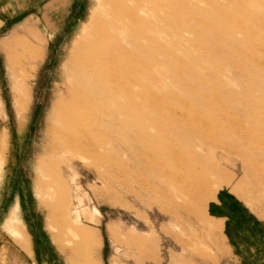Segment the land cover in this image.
<instances>
[{"label": "rangeland", "instance_id": "obj_1", "mask_svg": "<svg viewBox=\"0 0 264 264\" xmlns=\"http://www.w3.org/2000/svg\"><path fill=\"white\" fill-rule=\"evenodd\" d=\"M97 1L0 0V23L2 18H10L0 24V226L3 227L11 207L18 206V218L30 236L34 254L49 257L44 264H86L85 257L88 264L90 259L94 264H240L238 257L228 255L220 241L207 205L218 190L227 189L254 217L264 221V145L257 136L262 131L257 126V116L249 108L259 98L254 93L243 95L245 87L239 81V75L241 79L251 76L243 67L246 58L240 54L253 50L264 38L255 28L264 19V0L128 2L127 6L138 13L133 21L125 15L123 20L127 21L118 32L124 47L137 51L129 43L127 27L134 22L138 40L146 47L152 79L148 80L146 91L157 97L152 113L161 117L172 113L183 123L185 113L186 118H191L188 112L197 110L195 114L210 128H199L189 136L184 123L179 127L165 119L161 127L147 128L153 119L142 117V131L155 138L148 145L157 150L153 159L147 160L145 150L144 156L138 157L136 150L140 143L145 144V139L135 143L139 135L136 128L120 129L119 125L111 129L107 118L114 107L102 110L99 102H94L89 114L99 119L98 134L107 140L103 147L106 151L101 148L82 158L61 153L52 159L47 175L43 172L38 180L34 178L38 159L46 164L50 158L45 152L50 145L49 118L53 102L59 93H64V64L72 45L82 36L83 25L97 9ZM22 10V15H17ZM13 12L17 14L12 15ZM142 32L147 36L141 40ZM255 78L254 82L264 79ZM190 79L196 82L194 87ZM262 83L258 85H262L260 100L264 101ZM134 102L132 105L137 108L132 107V111L139 112L136 115L151 113L142 108L139 99ZM234 105L241 110L236 111ZM117 118L122 121L119 114ZM216 125L221 129H215ZM129 139L133 141L129 143ZM177 145L182 148L175 150L177 163L173 164L171 151ZM111 150L116 151L111 155ZM185 152L190 156L189 165L182 161ZM113 157L127 162L129 171L124 175L117 170L112 172ZM156 164L163 166L162 170L156 171ZM165 171H181L184 182L171 181ZM111 172L119 181H113ZM58 185L63 190L59 191ZM0 239L9 242L13 255L27 257L3 229ZM247 264L256 263L252 260Z\"/></svg>", "mask_w": 264, "mask_h": 264}, {"label": "bare ground", "instance_id": "obj_2", "mask_svg": "<svg viewBox=\"0 0 264 264\" xmlns=\"http://www.w3.org/2000/svg\"><path fill=\"white\" fill-rule=\"evenodd\" d=\"M137 1L138 0H98L97 1V9L94 10L91 13V15L89 17V20L87 19L88 22L83 25V27H82V36L76 42H74V44L72 45V48H71L70 52L68 53L67 59H66L65 64H64V77H63V79L61 81V89L64 90V93L63 94L62 93L58 94L56 101L53 102L52 107H51L50 118H49V128H48V136L50 137V140H49L50 141V145L45 150V152L47 153L48 157H50V158H49L48 163H46V164L44 163V160L38 159V161H37V170H38L37 172L38 173H37V176H35L34 178L37 177L38 180H39L40 176L43 174V172L46 174L47 169L49 168V166H51L52 159H54L55 157H58L61 153H71L72 157H70V158L77 157V156L82 158V157H85L86 155H94L97 151H100L99 149L103 148L107 144L106 138H104L103 136L100 137L99 134H98V132L101 131V130L98 129V124L99 123L97 124V120H99V119L96 120L97 116L95 114L94 115L89 114V111L93 110L92 107H94L93 106L94 102H95V104L97 102H99V105L101 106V108L102 107L103 108L114 107V109L112 108L113 112L111 113L112 115H110L111 117L106 116V118L108 117L107 118L108 120L110 118L109 126L111 127V129L114 128V127L116 129L117 126H119V125H120L119 126L120 129H127V128L133 129V128H136V131L139 132V135L137 136V140H135V143L138 142V139L140 141V138H143V140L145 139L144 140L145 144L142 145L139 142L140 144L138 145V150H136L137 153H138V157H143L144 156V150H145V158L147 160L149 158H152L153 154L155 152H157V150L154 151V148H151V145L150 146L148 145V143H150V141L152 139H155V138H152V137L148 136V134H146V132L142 131L143 127L145 125V124H143L141 122V118L142 117H144V118L148 117V119L149 118L153 119L152 122L147 123L149 125V126H147V128H149V127H151V128H159V127H161V124H162L161 121H163V120L164 121L168 120L169 123H171V124L174 123V124L178 125L179 127H182L181 125H183V123H184L185 128H186L185 132H188L189 136L190 135L192 136V134L195 133L199 128H203L202 130H208L207 128H210L209 124L202 117H198V115L195 114V112L197 110L196 111L195 110L194 111L190 110L191 112L188 110L189 111L188 115L191 118H186L187 114L185 113V115H183V117H185V119H184L185 122H183V123H180L178 121V119L173 118L172 113L165 114L162 117L159 116L158 114H157L158 115L157 116L156 115L157 112L155 114L152 113V112H154V110L152 108L154 107V105L156 103L157 97L152 95V94H150L148 91H146L147 86L148 85L150 86V84L147 85L148 80H150V81L152 80L151 79V73H150V71H151L150 64H148V61H147V54L148 53H147L146 47L143 45V43L140 42V40H138L139 36L137 34V30L135 29L136 27L134 25V22L130 23L129 26L127 25V27L130 28L129 29V33H130V35H129V43L131 45L135 46L137 51H135L133 49L132 50L126 49L124 47V45H123L124 44L123 43V39H122L123 37L121 38V36L119 35V32H118L121 29V27L123 26L124 20L127 21L126 19L123 20V17L125 15H127L132 21L135 19L136 12L138 13V11H136V9L133 8V7L129 8L127 6V3L128 2H137ZM128 23L129 22H127V24ZM139 23H140V21H139ZM255 28H256V30L258 29L259 33L263 35L264 34V19H262L260 21V23ZM146 31H147V29H146ZM145 32H142V34L140 35L141 40L146 38L147 35L145 34ZM149 36H150V34H149ZM158 45L159 44H157V46ZM10 46H13V45L10 44ZM160 47H162V45ZM12 49H13V47H12ZM151 49H152V46H151V48L149 50H151ZM151 52H152V50H151ZM238 52L240 53V51H238ZM238 52H234V53L238 54ZM241 52H242V50H241ZM156 53H157V51H156ZM220 53H221V51H220ZM159 54H162V53H159ZM152 55H153V53H152ZM240 55H241L242 58H246V62L244 61L245 65L243 67H244V69L246 71L250 72L251 76L248 75L249 76L248 78L246 77L244 79H241L243 77H241V75L238 74L240 76V78L239 77L238 78H239L240 83H242V86L245 87L244 91L246 92V94H243V95H248V94L254 93V94L257 95V98H259L258 101H256V103L254 105H252V106L248 105V106H249L250 110H254L253 113H255L256 116H257V126H259V128L262 130L261 133L259 135H257V136H258L259 142H261L264 145V104H263L264 101H262V99L260 100V98H261L260 96L262 95L261 94L262 93V87H261L262 85H258V83H260V82L262 83V81L264 82V79L260 80V82H257V81L254 82L253 81V78H255V77H257V78H255V80H257L259 77L260 78H264V38L261 39V42H260L259 46L256 45V48H254L253 50H249L245 54L242 53ZM30 56H31V54H30ZM233 56H234V54H233ZM159 58H161V57H159ZM149 60H150V58H149ZM162 60H163V58H162ZM165 61L163 60V62H165ZM160 63L162 65L161 61H160ZM187 66H189V65H187ZM190 66H192V65H190ZM230 66H232V64ZM181 68H183V70H184L185 67H181ZM192 68H194V67H192ZM227 68L229 69L230 67H227ZM188 70H191V69H188ZM222 70H223V68H222ZM191 71L193 72V70H191ZM191 71H189V72H191ZM217 73L222 74L221 72H217ZM245 73H247V72H245ZM182 74H184V73H182ZM211 74L212 73H210V75ZM240 74H242V73H240ZM165 75H167V74H165ZM170 75H169L168 78H171ZM204 76L205 75H203V78L206 77V76L205 77ZM200 77H202V76H200ZM219 77L221 78V76H219ZM173 78L176 79L177 77L175 78L174 74H173ZM197 78H196V80H197ZM236 78H237V76H236ZM211 81H212V79L210 78V82ZM201 82H199V83L201 84ZM187 83H188V81H187ZM195 83H194V80H193V87H194ZM185 84H186V82H185ZM191 84L192 83H190V85ZM153 86H155V85L153 84ZM200 86H199V88H200ZM215 86H218V85H215ZM203 87L204 86H202V90H203ZM212 88H211V91H213ZM158 89H160V88H158ZM185 89H186V87H185ZM241 89L243 91L242 87H241ZM205 90H206V88H205ZM204 93H205V91H204ZM209 93H210V90H209ZM153 94H154V92H153ZM204 95H206V94H204ZM238 95H240V94H238ZM211 96H212V94H211ZM215 96H217V95H215ZM185 98H186V96H185ZM209 98H211V97L209 96ZM136 99H139L141 101L140 103H141L142 108L145 107L146 110L148 108V111L151 112V113H147V112L146 113H144V112L142 113V112H140L141 113L140 115H136V114L139 113L137 111V109H136V111H137L136 114L134 113L135 111L134 112L132 111V107H133L132 104H133L134 101L136 102ZM186 99H188V98H186ZM254 99H255V97H254ZM118 100L123 101L124 104H120ZM190 100H191V98H190ZM252 100L253 99H251V101ZM191 101H190V103H191ZM197 101H198V99H197ZM197 101L195 99L194 103L196 104ZM203 101H205V100H203ZM227 101H228V99H227ZM237 102H238V100H237ZM249 102H250V100H249ZM140 103L138 104V106L140 105ZM228 104H230V103H228ZM234 104L237 106L236 103H234ZM141 106H139V107H141ZM170 106H172V105H170ZM199 106H200V104H199ZM199 106L197 108H199ZM172 107H174V109H175L177 106L174 104V106H172ZM205 107H204V109H205ZM103 108H102V110H103ZM133 108H137V107H133ZM185 108L186 107L184 106V109ZM186 109H188V108H186ZM141 110H143V109H141ZM180 110H181V108H180ZM200 110H201V107H200ZM209 110H210V108H209ZM233 110H234V108H233ZM238 110H241V108L237 109V107H236V111H238ZM196 113H198V112H196ZM104 114H105V112H104ZM118 114L120 116H122V119H121L122 121L121 122H119L117 120L118 119L117 118ZM101 118H102V116H101ZM144 118H142V119H144ZM101 120H104V119H101ZM172 120H173V122H172ZM238 122H237V124H239ZM247 123H249V122L247 121ZM230 124H232V123H230ZM239 127H241V129L243 128L242 125L239 126ZM140 129L142 131L141 133L139 131ZM215 129H221V128H218L217 125H216ZM230 129H231V127H230ZM166 131H168V130H166ZM236 131H238V130H236ZM120 132H121L120 134L123 133L122 131H120ZM176 132H177V129H176ZM95 133H96V135H95ZM230 133H231V131H230ZM217 135H219V134L217 133ZM175 136H176V134H175ZM180 137H182V136L180 135ZM189 138H191V137H189ZM130 139H129V143H131V141H133V140L130 141ZM114 142H115V140H114ZM223 142H225V141L223 140ZM190 143H191V140L187 143V145L184 146V149H187L188 148L187 146H189ZM238 143H240V141ZM206 145H207V143H206ZM228 146H230V145H228ZM116 147H118V146H116ZM233 147H234V145H233ZM156 148H159V147H156ZM181 148H182V146L177 145L175 147L174 151H171L172 152L171 153V155H172L171 158L174 159L173 164L177 163V156H176V154L174 152H175V150H181ZM245 149H247V148H245ZM113 150L110 151V154L116 151V150L115 151H113ZM130 153H131V151L128 152L129 157L131 156ZM189 154H191V153H189ZM103 156H104V153H103ZM113 156H114V154H113ZM183 156H184L182 158L183 164H188L189 162H191L190 156L188 155V153L185 152V154H183ZM118 159L116 158V160H114V157H113L114 166H113L112 172L114 170H117V171H119L121 173V175H124L125 173H127L129 171V169L127 167L128 166L127 162L123 161L124 162L123 163V162H121V160H118ZM107 161H109V160H107ZM46 162H47V160H46ZM100 162H102V161L100 160ZM102 163H104V162H102ZM247 164H248V162H247ZM153 166H154V169L156 171L157 170H162V168H163V166H158L157 164L153 165ZM180 172L181 171H179V172L165 171V176L168 179H170L171 181L179 180V181H183L184 182L183 179H185V177H184L185 175L183 174V176H182L180 174ZM45 174H44V176L47 175V174L46 175ZM157 174H158V176H160V174L156 172L155 175H157ZM111 177H113L112 178L113 181H119V177L115 176L114 174ZM60 182H62V181H60ZM53 183H52V185H53ZM48 185H46V187ZM57 187L59 188V185ZM188 187L191 188L190 185H188ZM60 189L63 190V188H59V191H60ZM64 189H65V185H64ZM62 190H61L60 194L62 193ZM59 191L57 190V192H59ZM56 195L57 194H55V196ZM58 197H60V196H58ZM41 200H43V199H41ZM41 200H40V202H41ZM74 232H78V231H74ZM79 232L81 233V231H79ZM85 241H86V239H85Z\"/></svg>", "mask_w": 264, "mask_h": 264}, {"label": "crops", "instance_id": "obj_3", "mask_svg": "<svg viewBox=\"0 0 264 264\" xmlns=\"http://www.w3.org/2000/svg\"><path fill=\"white\" fill-rule=\"evenodd\" d=\"M22 13L23 10L18 14L13 12L12 15ZM9 20V17L2 18L0 24ZM18 211V206L11 207L0 230L2 232L3 229L9 234L14 240L12 241L14 245L27 257L13 255L9 242L0 239V264H44L45 261L48 263L49 257H36L34 254L30 236L28 237L24 224L18 218ZM207 213L214 217L210 219L217 225L220 241H223L228 255L238 257L240 264H247L252 260L256 264H264V221L254 217L227 189H220L214 194L207 205ZM85 259L88 264L87 257ZM90 262L94 264L92 259Z\"/></svg>", "mask_w": 264, "mask_h": 264}]
</instances>
